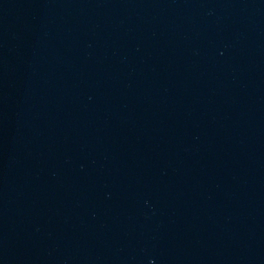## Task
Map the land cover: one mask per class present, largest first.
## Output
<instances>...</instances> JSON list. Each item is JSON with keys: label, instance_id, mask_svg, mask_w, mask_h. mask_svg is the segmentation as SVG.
<instances>
[{"label": "water", "instance_id": "water-1", "mask_svg": "<svg viewBox=\"0 0 264 264\" xmlns=\"http://www.w3.org/2000/svg\"><path fill=\"white\" fill-rule=\"evenodd\" d=\"M0 264H264V0H0Z\"/></svg>", "mask_w": 264, "mask_h": 264}]
</instances>
